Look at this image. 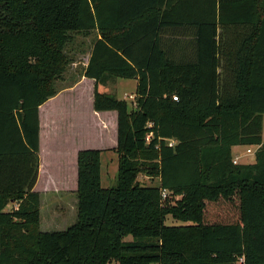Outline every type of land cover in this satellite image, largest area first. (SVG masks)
I'll use <instances>...</instances> for the list:
<instances>
[{
    "label": "trees",
    "instance_id": "trees-1",
    "mask_svg": "<svg viewBox=\"0 0 264 264\" xmlns=\"http://www.w3.org/2000/svg\"><path fill=\"white\" fill-rule=\"evenodd\" d=\"M91 31L84 76L94 110L118 114L117 186L100 150L80 151L77 220L43 232L39 108L68 34ZM114 78L137 81L135 107L98 90ZM263 116L264 0H0V264H264ZM235 147H258L254 163Z\"/></svg>",
    "mask_w": 264,
    "mask_h": 264
},
{
    "label": "crops",
    "instance_id": "crops-1",
    "mask_svg": "<svg viewBox=\"0 0 264 264\" xmlns=\"http://www.w3.org/2000/svg\"><path fill=\"white\" fill-rule=\"evenodd\" d=\"M97 38L95 39V41ZM94 41V42H95ZM93 44L91 45L92 49ZM89 51L88 58L83 62L80 72H75V78H73V84L68 87L67 90L57 92V94L49 99L45 104L39 108V123H40V132H39V166H38V176L35 186L33 188L34 192L39 193L41 210H40V228L42 230L43 226L46 228L42 230L43 232H50L54 227L60 226L59 219L56 218V222L53 221L51 212L49 215V221L43 219V214L45 210V203L51 202L47 199L49 194H55V197L65 196L67 194H72L75 198V214L73 219L77 220V190H78V154L82 150H101V159L103 152L107 151L105 149H111L113 154L117 147V135H118V114L116 111H104L96 112L94 110V91L96 81L93 79L86 78L84 76L85 69L88 66L90 53ZM75 67V63H71ZM233 66H227L226 70L223 71L222 68L218 70L219 73H222V81H225V86L227 88L226 94H229L230 86L233 85L234 73L232 72ZM118 79L114 78L107 81V83L117 84ZM125 80V79H123ZM135 83L134 92L131 96H135L137 81L133 80ZM86 85L87 89H81V85ZM106 84V83H105ZM103 85V84H101ZM98 90L100 89V86ZM229 86V87H228ZM86 99V100H85ZM87 103V108L85 104ZM79 128L84 133H79V136L73 134L71 139V134L69 131L71 129ZM111 130V133L116 134V136L111 138L108 131ZM263 137H264V116H263ZM86 132H92L91 134H86ZM75 138H80L85 141L82 142V145H77L74 151L65 150V146L69 142H73ZM92 138V140H91ZM111 138L110 147H97L99 143H107ZM87 139H90L87 143ZM113 139V140H112ZM73 140V141H71ZM112 141L114 143H112ZM91 144V145H90ZM94 144V145H93ZM241 148L248 147H235L233 148V159L238 162V164H245L241 160L244 157L243 153L240 151ZM255 152L258 147H251ZM109 152V151H108ZM246 155V151L244 153ZM248 156V155H247ZM71 158V159H69ZM111 160V159H110ZM71 161L73 164L77 165L75 173L73 172L72 177L69 180V170L72 169L68 165V162ZM109 161V157H107ZM255 161V160H254ZM252 161L251 163H254ZM110 162V170L105 173L107 181L114 180V169L116 171V164ZM117 173H118V155H117ZM248 164V163H247ZM74 167V165H73ZM58 169L61 171V175L56 177L52 174L53 169ZM115 173V172H114ZM103 181L101 173V182ZM159 181V179H158ZM108 189V188H107ZM10 206V205H9ZM12 207V205H11ZM13 208V207H12ZM55 209V208H54ZM54 213V212H53ZM53 215V214H52ZM76 222V221H75ZM72 226V225H71ZM69 228V227H68ZM67 228V229H68ZM51 229V230H50Z\"/></svg>",
    "mask_w": 264,
    "mask_h": 264
},
{
    "label": "rangeland",
    "instance_id": "rangeland-1",
    "mask_svg": "<svg viewBox=\"0 0 264 264\" xmlns=\"http://www.w3.org/2000/svg\"><path fill=\"white\" fill-rule=\"evenodd\" d=\"M98 38V33L97 31H91V32H72L68 34V42L65 44L64 47V54L68 60V62L70 63V65H68L69 67L66 69L65 73L62 74V76L60 77L59 80H57L55 82V87L57 92L63 91V90H67L68 87H70L74 82H73V78H75V72L79 73L80 72V68L83 64V62L86 61V59L88 58L89 55V51L91 49V45L94 43L95 39ZM75 63V67L71 64V63ZM134 86L135 83L133 80H123V79H118V83L117 84H113V83H106L100 86L99 91L102 93H107V94H111L114 95L116 98L118 99H126L130 104H131V108L135 107L134 104V99H130V96L132 95V93L134 92ZM80 88L83 90L87 89L86 85H81ZM86 100V99H85ZM85 108H87V103L85 104ZM69 133L71 134V139L73 134L75 136H79V133H84L82 130H79V128H73L69 131ZM111 133V130L108 131V134ZM86 134H91L92 132H86ZM116 136L115 132L114 134L111 133L110 136L113 138ZM74 137V136H73ZM111 138H109V141L105 144H97V147H110L111 146ZM92 140V138H91ZM113 140V139H112ZM117 140H118V135H117ZM73 141V140H71ZM90 139H87V143H89ZM85 142L83 140H81L80 138H75L73 142H69L66 146H65V150L68 148V151H74V149H76L77 145H82L81 143ZM112 143H114L112 141ZM91 145V144H90ZM94 145V144H93ZM107 151L103 152V156L101 159V173H102V177H103V181H102V187L103 188H113L117 186V155L113 154L111 152V149H105ZM101 151V150H100ZM109 151V152H108ZM240 151L243 153L244 157L242 158V162L247 164V163H251L252 161H254V155L255 154H251L245 155V151L246 148H241ZM253 152H255L253 150ZM102 154V152H101ZM107 157H109V161H107ZM71 159V158H69ZM111 159V160H110ZM112 162L113 165L116 164V171L114 169L113 175H114V180L111 181H107V178L105 173L107 172V167L108 170H110V162ZM68 165L70 167H72V169L69 170V180L73 175V172L75 173L77 165H75V163L73 164L71 161L68 162ZM74 165V167H73ZM52 174H54L56 177H59L61 174V171H59L58 169H53V171H51ZM72 173V175H71ZM141 180L143 182H145V184H148L149 186H158L159 185V181L158 179H151L148 181V179H145L144 176L141 177ZM74 196L70 193L67 194V197L65 196H59L58 198L55 197V194H49L48 198L49 200H51V202H47L45 203V210L44 213L45 215H43V219H45L46 221H49L48 217L53 218V221L56 222V218L59 219L60 221V226L58 227H54L53 230H51L50 232L53 231H65L68 227H70L71 225H73L75 223L76 220L73 219V215L75 214V200H74ZM76 199V198H75ZM12 205V204H11ZM11 205L6 208V211H10L12 209ZM13 206V205H12ZM55 208V209H54ZM49 212H51V216L49 215ZM54 212V213H53ZM166 224L168 226H174V225H181V223L179 221H176L173 219L172 216H168L166 218ZM46 228L43 226L42 230H45ZM45 232V231H44ZM132 238H127L126 241H131Z\"/></svg>",
    "mask_w": 264,
    "mask_h": 264
},
{
    "label": "built area",
    "instance_id": "built-area-1",
    "mask_svg": "<svg viewBox=\"0 0 264 264\" xmlns=\"http://www.w3.org/2000/svg\"><path fill=\"white\" fill-rule=\"evenodd\" d=\"M130 99H134V96H130ZM173 99L177 100V97L174 96ZM173 145H174V141H171L170 146H173ZM246 154L251 155V154H255V152H253V149L251 147H248V149L246 150ZM233 162H234V164H238V162L236 160H233ZM169 194H170L169 191L166 189H163L161 191V196H162L163 202H165L168 199Z\"/></svg>",
    "mask_w": 264,
    "mask_h": 264
}]
</instances>
